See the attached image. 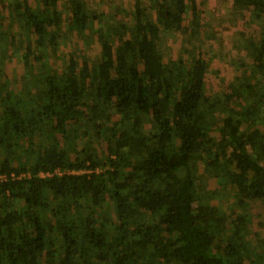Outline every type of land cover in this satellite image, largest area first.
Wrapping results in <instances>:
<instances>
[{"label":"trees","instance_id":"trees-1","mask_svg":"<svg viewBox=\"0 0 264 264\" xmlns=\"http://www.w3.org/2000/svg\"><path fill=\"white\" fill-rule=\"evenodd\" d=\"M37 1L0 0V32L10 45L25 41L22 59L37 77L29 83L27 70L12 91L0 76V264H264L248 217L212 203L222 190L264 202V28L249 40L252 73L214 101L200 46L186 38L172 59L161 49L173 32L200 29L195 0H134L132 30L130 21L95 27L84 0H67L69 31L95 29L99 52L85 60L72 51L64 76L49 60L65 13L58 0ZM233 8L247 25L264 23V0ZM217 106L227 111L219 139L209 118ZM212 177L219 184L207 190Z\"/></svg>","mask_w":264,"mask_h":264},{"label":"rangeland","instance_id":"rangeland-1","mask_svg":"<svg viewBox=\"0 0 264 264\" xmlns=\"http://www.w3.org/2000/svg\"><path fill=\"white\" fill-rule=\"evenodd\" d=\"M35 1L37 0H31L32 3ZM84 1L97 14L98 19L95 27L101 26L102 30H106L108 26H112V29H115L120 22L130 21L127 23V27L130 30L134 28L132 18L129 16V13L134 9V0ZM195 1L198 3L200 10V29H194L191 36L173 32L168 36L166 43L162 44L161 49L168 52V59H172L182 52L186 38L189 41L188 43L200 46L202 51L206 53L208 61L205 93L216 101L231 92V85L234 84L237 76L243 77L245 74L252 73L254 69L253 54L249 40L258 39L264 28V23L258 22L253 25L244 23L243 19L240 15H237L233 8V0ZM57 7L65 13V19L59 31L57 53L50 58L49 63L54 68L52 71L56 69L60 76H64L69 54L72 51H80L83 59L94 60L99 52V41L95 29L88 28L81 33L69 31V5L67 0H58ZM157 17V11H153V19ZM190 18L191 13L183 18V25H186ZM13 24L17 27V23L13 22ZM25 35L23 33V36ZM12 38L13 45H10V37H6L5 34L0 32V66H3V69L0 70V76L3 74L8 76L10 89L14 91L22 88L21 81L23 80L24 82V76L28 69L22 59L26 46L25 41L17 37ZM35 73L36 71L32 73L31 70H28V74H30L28 82L30 83L31 81V84L34 79H37ZM226 112V107L217 106L212 108L209 118L212 125H215L214 128L212 125L210 126V132L213 137L219 139L220 133L217 127L223 122ZM257 117L259 126L264 129V105L258 112ZM142 129L144 131L145 126ZM77 140L81 148L84 145V139L79 136ZM35 142H39V139L35 138ZM74 144L75 142L72 141L70 148ZM95 145L99 148L100 153L103 154L106 151L104 138L99 139L97 142L95 141ZM204 167L205 160L198 162L195 173L201 174ZM202 184L206 185L207 190H213L218 186L219 179L215 177L206 178L205 180L203 179ZM212 203L225 211L230 219H234L237 215L247 216L248 239L254 244L255 248H260L261 244L259 242L264 240V202L244 200L239 203L232 193L222 190L214 197ZM229 227L232 228L231 225ZM55 264H59L58 256Z\"/></svg>","mask_w":264,"mask_h":264},{"label":"built area","instance_id":"built-area-1","mask_svg":"<svg viewBox=\"0 0 264 264\" xmlns=\"http://www.w3.org/2000/svg\"><path fill=\"white\" fill-rule=\"evenodd\" d=\"M55 173H57L59 175L63 174V172L60 171V170H57ZM70 173H77V172L76 171H71ZM50 175H51L50 173H42V176H50ZM27 176L28 175L26 173H22L21 175H18V176H15L14 174H12V177L18 178V179L25 178ZM6 179H7L6 175H0V181L6 180Z\"/></svg>","mask_w":264,"mask_h":264}]
</instances>
